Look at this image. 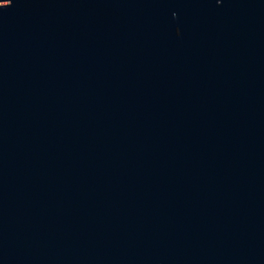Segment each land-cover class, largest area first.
Returning <instances> with one entry per match:
<instances>
[{"label":"water","instance_id":"water-1","mask_svg":"<svg viewBox=\"0 0 264 264\" xmlns=\"http://www.w3.org/2000/svg\"><path fill=\"white\" fill-rule=\"evenodd\" d=\"M0 264H264V0H0Z\"/></svg>","mask_w":264,"mask_h":264},{"label":"snow or ice","instance_id":"snow-or-ice-1","mask_svg":"<svg viewBox=\"0 0 264 264\" xmlns=\"http://www.w3.org/2000/svg\"><path fill=\"white\" fill-rule=\"evenodd\" d=\"M5 4H7V3H5ZM3 5V4H2Z\"/></svg>","mask_w":264,"mask_h":264}]
</instances>
